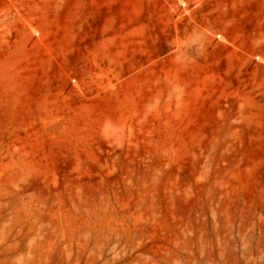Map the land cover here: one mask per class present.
<instances>
[{
  "label": "rangeland",
  "instance_id": "rangeland-1",
  "mask_svg": "<svg viewBox=\"0 0 264 264\" xmlns=\"http://www.w3.org/2000/svg\"><path fill=\"white\" fill-rule=\"evenodd\" d=\"M91 1L0 0V264H264V31Z\"/></svg>",
  "mask_w": 264,
  "mask_h": 264
},
{
  "label": "crops",
  "instance_id": "crops-1",
  "mask_svg": "<svg viewBox=\"0 0 264 264\" xmlns=\"http://www.w3.org/2000/svg\"><path fill=\"white\" fill-rule=\"evenodd\" d=\"M193 7L190 15L183 18L179 0H110L112 14L120 10L132 17L133 30L138 25H145L149 15H156L164 22L183 26L195 24L204 32L226 33L230 37L239 35L243 42L252 39L251 34L264 31V0H182ZM79 8L84 10L91 6V0H78ZM106 1L96 0V8L105 6ZM108 7V6H107ZM142 16L143 21L136 19ZM186 23V24H185ZM181 29V30H182ZM245 47L248 44L240 43Z\"/></svg>",
  "mask_w": 264,
  "mask_h": 264
}]
</instances>
